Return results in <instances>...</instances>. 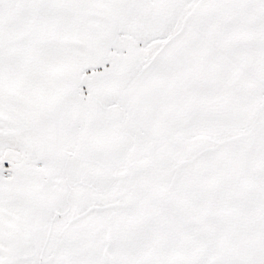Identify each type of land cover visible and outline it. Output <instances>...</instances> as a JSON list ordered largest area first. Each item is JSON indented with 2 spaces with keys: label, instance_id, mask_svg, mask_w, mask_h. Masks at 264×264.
<instances>
[{
  "label": "snow or ice",
  "instance_id": "snow-or-ice-1",
  "mask_svg": "<svg viewBox=\"0 0 264 264\" xmlns=\"http://www.w3.org/2000/svg\"><path fill=\"white\" fill-rule=\"evenodd\" d=\"M0 264H264V0H0Z\"/></svg>",
  "mask_w": 264,
  "mask_h": 264
}]
</instances>
